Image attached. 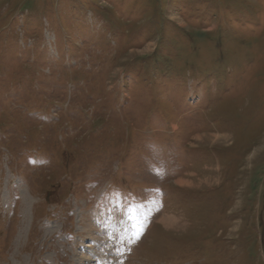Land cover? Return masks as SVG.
<instances>
[{"label": "rangeland", "instance_id": "obj_1", "mask_svg": "<svg viewBox=\"0 0 264 264\" xmlns=\"http://www.w3.org/2000/svg\"><path fill=\"white\" fill-rule=\"evenodd\" d=\"M121 262L264 264V0H0V264Z\"/></svg>", "mask_w": 264, "mask_h": 264}, {"label": "bare ground", "instance_id": "obj_2", "mask_svg": "<svg viewBox=\"0 0 264 264\" xmlns=\"http://www.w3.org/2000/svg\"><path fill=\"white\" fill-rule=\"evenodd\" d=\"M181 184V186H185V187H190V185H186L185 183H180ZM160 224L162 225V226H175V225H173L172 224V222H170V220L169 219H166V220H162V221H160ZM84 261V260H83ZM82 263V262H81Z\"/></svg>", "mask_w": 264, "mask_h": 264}, {"label": "snow or ice", "instance_id": "obj_3", "mask_svg": "<svg viewBox=\"0 0 264 264\" xmlns=\"http://www.w3.org/2000/svg\"><path fill=\"white\" fill-rule=\"evenodd\" d=\"M142 235V232H137V235L135 236V239H139L140 238V236ZM121 264H122V262H121Z\"/></svg>", "mask_w": 264, "mask_h": 264}]
</instances>
